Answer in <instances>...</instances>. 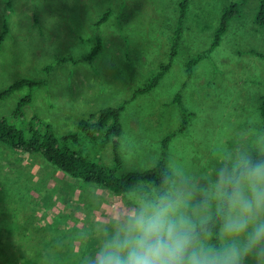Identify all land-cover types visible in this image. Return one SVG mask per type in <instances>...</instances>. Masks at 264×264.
<instances>
[{
	"label": "rangeland",
	"instance_id": "obj_1",
	"mask_svg": "<svg viewBox=\"0 0 264 264\" xmlns=\"http://www.w3.org/2000/svg\"><path fill=\"white\" fill-rule=\"evenodd\" d=\"M179 1L0 0V90L21 78L42 81L1 99L0 116L25 132L36 116L61 137L78 132L80 118L125 103L117 138L121 173L153 167L162 139L173 133L166 168L179 164L196 176L209 172L224 149L238 144L259 148L264 140L259 0H244L218 45L192 66L190 78L187 61L210 47L224 8L239 0H188L171 57ZM106 10L108 17L97 26ZM96 38L99 50L84 59ZM166 63L153 88L132 96ZM27 93L30 103L20 118L13 117L17 101ZM78 138L70 148L112 164L111 143L97 154L98 141L79 132ZM131 196V190L113 193L0 142V212L9 223V237L17 229L28 231L37 245L33 257L16 256L15 264H80L93 250L99 228L110 215L123 212Z\"/></svg>",
	"mask_w": 264,
	"mask_h": 264
},
{
	"label": "clouds",
	"instance_id": "obj_2",
	"mask_svg": "<svg viewBox=\"0 0 264 264\" xmlns=\"http://www.w3.org/2000/svg\"><path fill=\"white\" fill-rule=\"evenodd\" d=\"M131 192L80 264H264V140L222 150L200 176L170 163Z\"/></svg>",
	"mask_w": 264,
	"mask_h": 264
},
{
	"label": "trees",
	"instance_id": "obj_3",
	"mask_svg": "<svg viewBox=\"0 0 264 264\" xmlns=\"http://www.w3.org/2000/svg\"><path fill=\"white\" fill-rule=\"evenodd\" d=\"M244 0H239L236 3H231L226 6L221 14V18L217 28L214 31V36L210 47L196 56L189 59L186 63L187 78H190L192 66L199 60L205 58L211 50L218 45L221 35L226 31V25L229 19L234 18L239 13V8ZM188 0L179 1V17L177 28L174 32V39L170 50V56L173 57L177 51V40L182 29L183 17L186 14ZM109 11H104L96 21V25H100L108 17ZM256 18L263 23L264 18V0H259L258 12ZM101 46V40L96 38L95 44L90 51L84 56V59H92ZM169 63L162 64L159 71L151 76L147 83L134 91L132 96L138 93H144L153 88L168 69ZM46 70L51 69V66H46ZM42 84L41 80L21 78L15 80L7 87L0 90V100L8 97L15 90L22 87L33 88ZM31 101L30 93L25 94L17 101L12 116L20 118L23 114V108ZM124 104L116 107H106L91 113L85 118H80L77 121L79 134L86 140L98 141V154L100 149L107 143L112 146V164L106 166L101 162L91 160L87 154L80 150L70 148L69 145L78 141V132H69L61 137L55 135L51 125L43 123L36 116H32L29 120L28 131L25 132L21 128L11 124L5 116H0V142L4 143L13 151H19L26 155L41 156L42 159L60 169L64 173L80 178L84 181L95 183L102 186L113 193H125L132 189L133 185L139 181L149 182L151 184L159 182L161 173L166 169V149L169 138L174 134L167 135L162 139V152L160 158L155 165L145 170H134L120 172L122 159L118 152L117 138L121 133V124L119 115L124 108ZM260 115L264 120V96L261 97L259 105ZM185 122V121H184ZM183 130V128L181 127ZM9 223L6 222L5 216L0 212V264H15V257L29 253L33 257V250H37V245L33 241L32 233L17 229L16 234L9 237ZM32 251V253L30 252Z\"/></svg>",
	"mask_w": 264,
	"mask_h": 264
}]
</instances>
